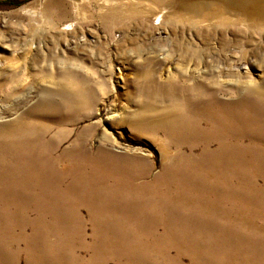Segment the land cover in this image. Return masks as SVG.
I'll list each match as a JSON object with an SVG mask.
<instances>
[{
    "label": "rangeland",
    "instance_id": "obj_1",
    "mask_svg": "<svg viewBox=\"0 0 264 264\" xmlns=\"http://www.w3.org/2000/svg\"><path fill=\"white\" fill-rule=\"evenodd\" d=\"M229 1L236 16L264 10ZM186 3L0 0V130L13 131L0 264H264V156H215L216 133L160 94L213 26L188 23ZM254 49L258 34L234 67L252 86L264 79Z\"/></svg>",
    "mask_w": 264,
    "mask_h": 264
},
{
    "label": "bare ground",
    "instance_id": "obj_2",
    "mask_svg": "<svg viewBox=\"0 0 264 264\" xmlns=\"http://www.w3.org/2000/svg\"><path fill=\"white\" fill-rule=\"evenodd\" d=\"M209 1L212 0H187L186 6L182 7L187 11L181 16L188 23L197 17L198 24L210 23L213 26L208 24V29L199 28L200 36L207 40L204 48L193 42L182 52L185 66L178 70L171 86L160 94L170 97L172 112L178 111L182 121H189L187 112L198 119L203 128L216 133L213 142L222 146L217 144L220 148L215 156H264V79L252 86L251 81L238 80L239 75L234 70L239 62L247 59L243 48L253 46L257 34L259 38H264V10L245 11L236 16L228 4L231 2L221 0L218 11L202 12L200 8L209 7ZM234 1L235 4L242 2ZM194 8L199 9V13L192 12ZM206 30L212 34L209 40V34L204 32ZM252 52L256 63L264 70V53L255 49ZM220 74L230 78L229 83L232 84L228 88L218 82ZM181 80L191 81L193 87L179 88L178 85L186 86L181 84ZM193 88L197 92L189 96ZM224 89L225 97L221 96ZM12 132L6 127L0 130V151L6 149ZM15 132L22 139L28 138L29 131L24 125H20ZM40 138L43 139V136Z\"/></svg>",
    "mask_w": 264,
    "mask_h": 264
}]
</instances>
